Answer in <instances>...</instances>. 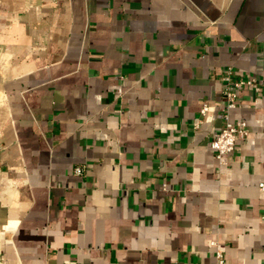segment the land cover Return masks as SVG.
Segmentation results:
<instances>
[{"label":"crops","instance_id":"obj_1","mask_svg":"<svg viewBox=\"0 0 264 264\" xmlns=\"http://www.w3.org/2000/svg\"><path fill=\"white\" fill-rule=\"evenodd\" d=\"M261 183L264 0H0V264H264Z\"/></svg>","mask_w":264,"mask_h":264},{"label":"built area","instance_id":"obj_2","mask_svg":"<svg viewBox=\"0 0 264 264\" xmlns=\"http://www.w3.org/2000/svg\"><path fill=\"white\" fill-rule=\"evenodd\" d=\"M223 82V99L225 101V107L227 110L234 109L237 105V91L244 87H250L255 93L259 92L258 85L255 79H238L232 80L231 72L227 69L224 76L221 78ZM210 111V107L207 103H204L201 108V115L205 117ZM226 124L223 128L218 130L210 138V147L214 152V157L219 165H225V157L232 153L235 149L236 141L238 139H245L248 136L247 125L245 122L240 121L238 123H232L228 121L227 115ZM201 121L194 125L195 130L201 125ZM76 175H81L82 169L77 167L74 170ZM259 189L264 191V184H259ZM162 190H166V185H162ZM215 242L211 243V246H215ZM215 264H224V258L220 251H214Z\"/></svg>","mask_w":264,"mask_h":264}]
</instances>
